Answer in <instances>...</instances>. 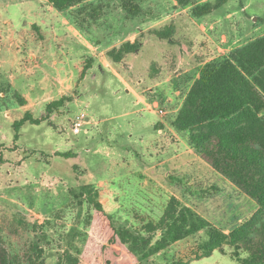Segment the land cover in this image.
<instances>
[{"label": "rangeland", "instance_id": "374dc122", "mask_svg": "<svg viewBox=\"0 0 264 264\" xmlns=\"http://www.w3.org/2000/svg\"><path fill=\"white\" fill-rule=\"evenodd\" d=\"M128 4L139 7L136 15ZM191 8L82 0L58 10L47 0H0V236L16 264H174L207 240L201 230L148 257L124 246L116 253L99 239L84 185L97 190L117 227L142 236L171 196L225 232L256 209L172 121L207 64L264 36V0H227L200 17ZM171 28L166 38L155 33ZM136 38L137 51L111 60V49ZM62 96L71 100L39 125L25 123L14 139L25 111L38 118ZM222 248L191 264H238L233 246Z\"/></svg>", "mask_w": 264, "mask_h": 264}, {"label": "trees", "instance_id": "16d2710c", "mask_svg": "<svg viewBox=\"0 0 264 264\" xmlns=\"http://www.w3.org/2000/svg\"><path fill=\"white\" fill-rule=\"evenodd\" d=\"M47 1L58 10H66L82 0ZM175 1L181 7L192 5L195 17L210 14L227 2L215 0L199 4L197 0ZM125 9L130 15H136L139 7L128 4ZM155 33L166 38L171 35L172 28L156 30ZM139 47L140 40L136 38L111 49L108 55L112 61L120 62L126 54L137 51ZM89 67L84 66L80 76L85 75ZM66 100H71V97L62 96L47 103L45 113L38 118L25 111L13 123L14 139H18L19 129L25 123L39 125L48 120ZM172 124L187 133L189 143L200 159L252 199L256 209L225 232L191 207L182 205L178 197L171 196L159 219L143 224L142 229L147 236H142L128 228L117 227L113 216L104 209L97 190L84 185L80 196H88L85 200L95 213L99 239L113 250L124 246L130 254L140 251L143 257H148L203 230L207 240L200 242L196 250L184 251L174 264H190L194 259L210 256L214 250L224 253L222 244L225 242L233 246L231 256L238 264H264V36L237 48L219 63L207 64L188 90ZM57 155L71 157L74 153L58 152ZM1 163L3 158L0 154ZM169 179L183 184L177 178L169 176ZM204 192L201 190L199 193ZM158 231L161 236L152 243L153 235ZM240 250L248 255L241 258ZM71 263L79 264L77 259H72ZM0 264H16L1 236Z\"/></svg>", "mask_w": 264, "mask_h": 264}, {"label": "built area", "instance_id": "2783aa9c", "mask_svg": "<svg viewBox=\"0 0 264 264\" xmlns=\"http://www.w3.org/2000/svg\"><path fill=\"white\" fill-rule=\"evenodd\" d=\"M159 113H162V114H163L164 112H163V110L160 109V110H159Z\"/></svg>", "mask_w": 264, "mask_h": 264}, {"label": "crops", "instance_id": "0c3cea01", "mask_svg": "<svg viewBox=\"0 0 264 264\" xmlns=\"http://www.w3.org/2000/svg\"><path fill=\"white\" fill-rule=\"evenodd\" d=\"M194 260H196V259H194ZM193 261V260H192ZM192 261L190 262V264L192 263Z\"/></svg>", "mask_w": 264, "mask_h": 264}]
</instances>
